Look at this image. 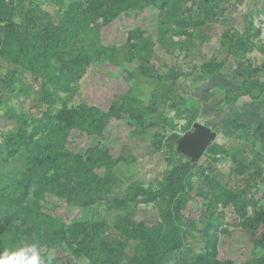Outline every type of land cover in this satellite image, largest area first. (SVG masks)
Instances as JSON below:
<instances>
[{
  "label": "trees",
  "instance_id": "trees-1",
  "mask_svg": "<svg viewBox=\"0 0 264 264\" xmlns=\"http://www.w3.org/2000/svg\"><path fill=\"white\" fill-rule=\"evenodd\" d=\"M240 1L0 0V60L7 64L4 71L0 66V120L1 106L7 102L2 94L34 99L27 111L10 107L3 113L14 123L7 130L0 128V251L30 240L45 253L54 249L65 252L64 244L89 264H235L218 259V229L224 219L217 212L219 205L233 207L240 227L252 231L262 227L253 242L252 258L256 264H264V206L256 207L257 201L247 195L258 184L260 157L264 156L257 151L242 158L239 150L244 144L232 150L210 143L205 151L210 160L233 162L231 176L243 184L233 187L231 181L223 182L211 174L209 165H198L176 150L178 139L192 129L201 113L208 114L211 105L216 112L223 110L220 98L209 101L212 88L227 91L229 85L232 96L238 93L262 101L264 63L254 65L249 54L264 57V35L253 21V13L263 9L248 10L239 29L226 14ZM145 8L157 10L155 40L167 52L177 49L189 54L196 41L210 40L212 25L223 26L220 42L226 52L220 48L223 57L193 67L188 74L193 81L191 95L179 94L177 80L184 75L180 69L156 72L150 62L155 41L141 27L127 31L123 46L101 42L103 27L123 13ZM229 57L235 61L230 71L235 84L226 79L220 82ZM95 62L118 66L128 73L125 80L133 81L107 109L84 101L72 104L80 79ZM127 62L136 66L130 70ZM26 74L35 82L40 79L36 97L31 96ZM138 81L148 84L149 98L144 96L146 91L138 90ZM197 82L205 85L201 86L202 96L194 95L200 88ZM158 101L167 104L173 115H163L161 124L146 123L145 115L158 108ZM234 101L232 97L225 102ZM113 119L126 121L133 134H146L151 125H160L151 139L156 151L164 152L167 163L160 179L148 184L131 180L124 186L115 168L126 160L112 156L101 141L84 150L69 148L73 130L101 137ZM183 119L185 123L179 125L177 121ZM206 124H214L212 117ZM235 125L219 122L213 129L248 142L251 137L259 138L262 125L246 130L251 137L237 132L245 124ZM192 191L204 202L197 219L184 214L185 194ZM50 197L69 207L97 204V215L67 221L51 212ZM151 202L159 207L158 221L148 225L135 220L132 214L137 205ZM249 205L253 206L251 214ZM193 242L199 243L198 251ZM132 243L138 245L137 250L128 254L126 249Z\"/></svg>",
  "mask_w": 264,
  "mask_h": 264
},
{
  "label": "rangeland",
  "instance_id": "rangeland-1",
  "mask_svg": "<svg viewBox=\"0 0 264 264\" xmlns=\"http://www.w3.org/2000/svg\"><path fill=\"white\" fill-rule=\"evenodd\" d=\"M263 9L259 14L253 13V21L256 26L261 27V36L264 35V0H241L240 3L229 10L226 14H230L233 19V23L239 28H243V20L245 19V14L248 10H253L254 12ZM156 14L157 10L155 8H145L143 10L137 11H128L121 14L117 19H115L110 25L103 27L101 29V42L106 46H123L126 42L127 31L141 27L145 30L146 35H151L155 41V46L153 49V54L151 56V64L155 66L156 72H162L167 74L168 70L173 68L175 70L180 69L184 75H182L177 80V85H179V94L184 97L191 95L190 88L192 87V77L188 76L193 70L195 65L201 64L202 61L207 59L217 58L220 59L223 57V53L226 52V47L221 46L220 34L223 31V26L218 24L212 25L211 30L209 31L210 40L209 41H196L194 46L191 49V52L187 54L185 51L180 52L177 49H170L166 51L162 48L155 40L156 32ZM251 62L256 65L264 63V57L257 53L253 52L249 54ZM234 59L229 57L225 69L223 71V77L220 79V82L228 81V84H235L236 82L231 79V70L235 67ZM1 70L4 71L7 67L6 62L0 60ZM136 66L135 63H126V67L130 70ZM200 72V69H197ZM128 78V73L124 70L108 62H95L91 65L82 78L79 81L80 88L75 96L72 98V104L79 103L84 101L90 105H95L99 108L107 109L111 102L121 94H124L133 84L131 81L125 80ZM264 80V74L261 76ZM25 81L30 84L32 89L33 97H36V92L39 90L40 79L38 82L33 81L29 75H25ZM200 85L199 82L196 85ZM138 90L146 91L144 96L149 98L148 84L143 81L136 82ZM205 86L204 83L200 85V88L197 90L194 95L202 96V88ZM229 86V85H228ZM226 88L222 89L220 87L212 88V95L209 98L210 102H216L221 100V103L225 105V110L216 112L215 105H211L208 108V114L199 115L196 121L203 122L205 125L206 122L210 119L207 117H212V125H207L211 129L216 128V125L219 124V121L225 120L224 126L232 127L236 126L233 121L232 111L228 107L237 106L238 104H243L242 101L249 100L245 99L244 96L236 94L232 96V90ZM14 92H17V88H14ZM137 91V89L135 90ZM3 97L7 99V102L1 106L2 118L0 120V128L2 130H7L13 125V119L10 117L4 116L3 113L5 110L13 107L15 111L19 112L20 110L27 111L28 106L34 103V99L31 97L24 96H14V93H4ZM231 96V97H230ZM242 96V97H241ZM236 98V101L230 102L226 105V100L230 98ZM251 100V99H250ZM256 101H254L255 103ZM158 108L149 112L145 116H148V121L146 123L157 122L161 124L163 115L172 116L173 111L167 106H163L162 102L158 101ZM218 103V102H217ZM157 106V105H156ZM214 109V110H213ZM213 113V114H211ZM236 115H238L235 112ZM239 116V115H238ZM179 125H183L185 120L177 121ZM244 128H243V127ZM239 133H245L244 135H251L248 131H253V127H247L242 125ZM160 128V125H151L146 134H133L131 126L126 121H121L113 119L106 126L103 135L100 136H90L85 133H80L77 130H73L70 135L71 144L69 148L75 151L84 150L90 146L96 145L101 141L105 146L108 147L109 152L114 157L121 156L126 161L117 166L116 173L120 177V183L127 184L131 180H138L144 184L154 182L157 179H160L163 173L167 169V163L165 160V155L163 151H156L153 146L151 139L153 138V133H156ZM248 129V131H246ZM192 129H189L190 131ZM215 130V129H213ZM255 130V129H254ZM187 131V132H188ZM217 132V131H216ZM252 134V132H251ZM262 138V137H261ZM259 141L252 142L251 141ZM216 144L224 145L225 148L235 150L239 145H243L239 154L242 158H249L253 156L254 153L259 151L264 156V143L258 139H253L248 142L244 138H234L228 137L225 134L217 133V138L213 141ZM241 151V152H240ZM207 152V150H206ZM204 153L201 158L196 162L198 165H209L211 174L217 175L223 182L231 181L230 184L233 187H243L242 181H237V177L231 176V168L234 166L233 162L230 159L223 160L219 163H216L210 160L207 157V153ZM260 163H262V174L260 177L256 178V183L251 186L250 192L247 194L248 197H252L253 200L257 201V206H264V158H261ZM197 178L194 179L196 181ZM186 207L184 214L188 217L192 216L197 219L203 210V199L197 197L195 191L185 194ZM49 205L51 207V212L56 215L64 218L69 221L72 218H84L90 215H95V211L98 210V205L95 204L91 207H77V206H66L60 201L50 197L48 198ZM217 212H222L224 215L223 223L218 229V259L225 260L230 259L235 264H256L252 258V247L253 242L256 236L262 231V227L258 230L252 231L244 229L239 226L240 219L237 214L234 212L232 206L220 207ZM221 209L223 211H221ZM253 206H248V211L251 214ZM117 212V211H116ZM94 213V214H93ZM97 215V214H96ZM135 220L144 221L148 225H152L158 221L160 218V211L157 203L151 202L148 204H138L134 213L132 214ZM197 234V233H195ZM194 248L198 251L199 243L193 242ZM61 247L65 249V252H56L57 249H54V252L57 261L55 264H62L69 262V264H89L86 259L82 256L73 254L67 250L64 244H61ZM135 247L138 245L135 244ZM134 247V244H130L126 252L132 254L136 252L137 248ZM122 264H125L123 262Z\"/></svg>",
  "mask_w": 264,
  "mask_h": 264
},
{
  "label": "water",
  "instance_id": "water-1",
  "mask_svg": "<svg viewBox=\"0 0 264 264\" xmlns=\"http://www.w3.org/2000/svg\"><path fill=\"white\" fill-rule=\"evenodd\" d=\"M217 138L216 130L203 122L194 121L192 130L185 132L177 141L176 150L192 162H197L205 153L210 143Z\"/></svg>",
  "mask_w": 264,
  "mask_h": 264
},
{
  "label": "clouds",
  "instance_id": "clouds-1",
  "mask_svg": "<svg viewBox=\"0 0 264 264\" xmlns=\"http://www.w3.org/2000/svg\"><path fill=\"white\" fill-rule=\"evenodd\" d=\"M54 252L45 253L35 242L24 240L0 251V264H54Z\"/></svg>",
  "mask_w": 264,
  "mask_h": 264
},
{
  "label": "crops",
  "instance_id": "crops-1",
  "mask_svg": "<svg viewBox=\"0 0 264 264\" xmlns=\"http://www.w3.org/2000/svg\"><path fill=\"white\" fill-rule=\"evenodd\" d=\"M254 65H256V64H254ZM244 97H245V99H247L248 96H244ZM243 102H245V103H243ZM242 103L243 104H238L237 106H233L231 109H229L230 107H228V109L233 112L232 113V117H234L233 121L235 122V124L243 123L246 126L253 127V128H256V127L260 128V126L262 125V129H260L261 131L259 133L260 134L259 140L263 144L264 143V93H263L262 101H256L254 103V101H251L249 99L246 101H242ZM224 110H225V106H224L223 110H219L218 112L224 111ZM218 112H217V114H218ZM235 112L239 116L236 115ZM211 114H213V113H211ZM201 115H202V113H201ZM209 118H210V116L207 117V119H209ZM219 122L225 123V120L223 119L222 121H219ZM256 142L260 144L259 141L256 140Z\"/></svg>",
  "mask_w": 264,
  "mask_h": 264
}]
</instances>
